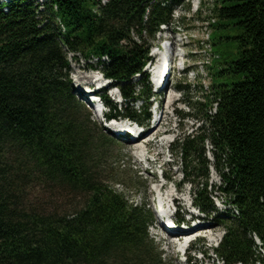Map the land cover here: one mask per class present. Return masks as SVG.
I'll use <instances>...</instances> for the list:
<instances>
[{"label": "trees", "instance_id": "1", "mask_svg": "<svg viewBox=\"0 0 264 264\" xmlns=\"http://www.w3.org/2000/svg\"><path fill=\"white\" fill-rule=\"evenodd\" d=\"M184 5L0 2V264H167L149 234L154 213L104 175L117 141L77 98L71 73L82 57L121 94V105L100 94L108 117L148 125L153 94L144 70L161 27ZM211 6L212 28L234 31L236 49L229 61L214 60L211 91L187 115L199 127L178 136L174 149L184 185L203 186L193 193L197 211L224 232L214 250L219 264H264V0ZM208 142L221 179L214 192ZM213 194L232 209L219 213Z\"/></svg>", "mask_w": 264, "mask_h": 264}, {"label": "rangeland", "instance_id": "2", "mask_svg": "<svg viewBox=\"0 0 264 264\" xmlns=\"http://www.w3.org/2000/svg\"><path fill=\"white\" fill-rule=\"evenodd\" d=\"M38 1L44 3L48 0ZM212 1L185 0V5L177 9L174 15V26L163 29L157 36L155 45L168 46L169 51L173 53L171 55L173 59L168 61L171 70L167 84L162 91L158 90V80L162 75V67H157L155 63L151 67L147 66L144 70V79L146 84H150L155 99L152 98L150 101L152 104L150 109L151 121L149 128L146 129L145 138L140 143L131 144L130 141L128 142V138L116 137L106 128L102 118L97 115L95 108L90 103L91 101L85 99V95L89 91L88 87L96 88L103 82V77L99 71L93 70L82 57H79L78 60H72L71 79L77 98L92 115L93 121L105 130L104 133L109 138L112 135L117 141L116 144H111L108 147L111 168H108L104 175L119 178L118 181L122 183L117 186V189L124 193L128 201L138 205L147 204V210L154 213L155 219L157 218L156 209H158L160 186H163L166 197L169 193H172L174 197L176 196L178 202L175 209L182 216L188 210L191 211L190 206L194 201L193 193L196 187H203L197 185L196 182L184 185L186 181V177L182 174L184 166L177 157L174 143L178 136L192 134L199 127L197 118L193 116L188 118L187 115H196L197 112L193 110L194 105L197 102L203 103V97L211 91L210 67L214 60L217 59V56H221L222 62L229 61L228 53H233L236 49L237 42L229 39L236 36L234 31L212 28L211 24L214 23L211 18L213 14L210 11ZM189 5L190 11L187 10ZM221 38L224 40H220ZM179 53L180 55L181 53L184 54V67L181 56L180 59L177 58ZM92 63L95 65L97 62ZM162 65L158 64V66ZM154 71L156 72V81H153ZM86 77H93V81H83ZM134 82H138V79ZM117 93V91L108 92L107 96L115 104L121 105L122 102ZM154 100H156L155 103ZM157 106H160V111L154 113ZM134 109L139 111L141 104H136ZM213 113L215 112L213 111ZM160 121L159 133L156 136H149ZM133 125L132 129H136ZM206 151L212 166V176L209 183L210 192H214L221 185V179L213 169L215 165L214 149L210 142L206 145ZM162 173L172 177V180L165 184L161 179ZM175 189L180 194L177 195ZM213 195L219 213L226 214L229 209H232L227 198L221 194ZM195 212L197 213V210ZM184 218L188 221L189 214ZM199 219L211 229L199 232L198 235H200L201 240L192 242L189 246L191 251H187L186 255L182 253L183 249L179 240L170 236V233H163L156 228H150V236L159 247L167 264H184L186 257L189 258L190 264L220 263L214 250L221 242L224 232L218 227V222L209 217L203 216ZM157 226L159 227V225ZM194 238V236L189 237L193 241ZM201 253H204L205 256ZM260 258L264 260V254Z\"/></svg>", "mask_w": 264, "mask_h": 264}, {"label": "bare ground", "instance_id": "3", "mask_svg": "<svg viewBox=\"0 0 264 264\" xmlns=\"http://www.w3.org/2000/svg\"><path fill=\"white\" fill-rule=\"evenodd\" d=\"M168 47V46H167ZM166 47V45H165V50H167L168 48ZM170 59H173V58H171V56H170V58H169V60ZM83 81H87V82H92L93 81V77H86ZM162 88H165V86H163ZM177 99V98H176ZM173 101V100H172ZM171 101V102H172ZM161 126V121H160V123L150 132V134H149V136H156L158 133H159V127ZM121 132V131H120ZM125 134V133H124ZM146 135V134H145ZM145 135L143 136V140H144V138H145ZM149 136H147V137H149ZM128 142L130 141V143L131 144H133L134 143V141H133V137H132V140L128 137ZM148 139V138H147ZM138 143H140V142H138ZM163 187V186H162ZM161 186L159 187V190L161 191V192H163L164 190H163V188H162ZM163 197L164 198H166L165 200H164V202L166 203V204H168V205H171V204H174V205H177V202H178V200L174 197V195L172 194V193H169L168 194V196L166 197V195L164 194L163 195ZM166 227V229H169V227H167V226H165ZM182 227H179V228H176L175 229V231L172 233V234H169L170 236H172L173 238H175V239H177V240H179V243L182 245L181 246V248L183 249L184 248V245H183V242H182V240L184 239V238H186V237H188L189 236V231L190 230H192V226H190V227H188L189 229L187 230V229H181ZM199 229H200V231H208V230H210L211 229V227H209V226H206V223L205 222H201V224H200V227H199ZM165 232H168V231H166L165 230Z\"/></svg>", "mask_w": 264, "mask_h": 264}]
</instances>
